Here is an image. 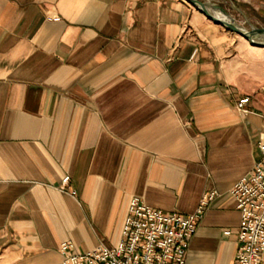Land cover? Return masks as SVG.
<instances>
[{"label": "crops", "instance_id": "crops-1", "mask_svg": "<svg viewBox=\"0 0 264 264\" xmlns=\"http://www.w3.org/2000/svg\"><path fill=\"white\" fill-rule=\"evenodd\" d=\"M262 132L264 47L186 0H0V264L112 246L132 196L190 213L212 189L184 264H232Z\"/></svg>", "mask_w": 264, "mask_h": 264}, {"label": "built area", "instance_id": "built-area-1", "mask_svg": "<svg viewBox=\"0 0 264 264\" xmlns=\"http://www.w3.org/2000/svg\"><path fill=\"white\" fill-rule=\"evenodd\" d=\"M250 100V95L242 94L235 100L236 109L247 112ZM257 147L259 156L250 171L229 189L240 215L232 264H264V132L259 134ZM68 182L69 175H64L61 184ZM216 195L215 189L205 191L190 213L165 212L134 195L116 244L78 250L72 241H62L60 264H184L189 239Z\"/></svg>", "mask_w": 264, "mask_h": 264}, {"label": "water", "instance_id": "water-1", "mask_svg": "<svg viewBox=\"0 0 264 264\" xmlns=\"http://www.w3.org/2000/svg\"><path fill=\"white\" fill-rule=\"evenodd\" d=\"M212 21L224 26L232 32L239 34L251 44L264 47V27L248 24V27L237 22L229 12L217 2L212 0H186Z\"/></svg>", "mask_w": 264, "mask_h": 264}, {"label": "rangeland", "instance_id": "rangeland-1", "mask_svg": "<svg viewBox=\"0 0 264 264\" xmlns=\"http://www.w3.org/2000/svg\"><path fill=\"white\" fill-rule=\"evenodd\" d=\"M223 6L229 14L241 25L248 27V24L261 26L264 24V18L259 17L254 10L241 2V0H212Z\"/></svg>", "mask_w": 264, "mask_h": 264}]
</instances>
